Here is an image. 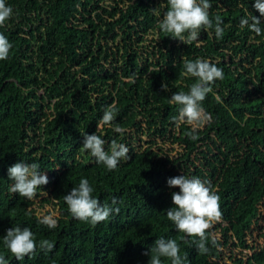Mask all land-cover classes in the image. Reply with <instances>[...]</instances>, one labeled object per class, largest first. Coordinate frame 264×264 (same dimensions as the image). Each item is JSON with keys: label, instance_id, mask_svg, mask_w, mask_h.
<instances>
[{"label": "trees", "instance_id": "1", "mask_svg": "<svg viewBox=\"0 0 264 264\" xmlns=\"http://www.w3.org/2000/svg\"><path fill=\"white\" fill-rule=\"evenodd\" d=\"M166 2L6 0L13 15L0 33L13 47L0 61V255L8 264H148L144 253L159 238L177 241L184 264H264V35L239 26L241 18L264 17L255 0H210L223 38L213 28L186 45L159 30ZM197 58L224 78L202 102L212 122L192 140L168 100L195 83L183 62ZM113 103L123 134L97 128ZM84 133L101 136L105 151L113 140L125 144L129 159L108 171L82 150ZM18 162L37 163L48 177L32 200L9 191L7 169ZM179 175L199 177L220 196L223 215L208 230L207 254L167 219L179 191L167 180ZM82 178L119 214L95 226L74 219L63 197ZM46 215L56 219L54 229L39 223ZM16 226L30 228L37 242L20 261L3 244ZM42 239L53 251L39 248Z\"/></svg>", "mask_w": 264, "mask_h": 264}, {"label": "clouds", "instance_id": "2", "mask_svg": "<svg viewBox=\"0 0 264 264\" xmlns=\"http://www.w3.org/2000/svg\"><path fill=\"white\" fill-rule=\"evenodd\" d=\"M167 11L164 12L159 23V30L168 37L181 41L186 45L199 41L201 31L214 28L217 39H222L224 29L221 26L223 21L220 16L215 17V24L210 18L209 9L212 7L210 0H167ZM254 8L264 17V0H255ZM154 10V9H153ZM13 15V9L0 0V27ZM261 19L250 15L241 18L240 28L247 27L249 31L257 36L264 35ZM13 45L8 38L0 33V61L7 60ZM183 75L195 78L187 92H174L168 100L170 105L178 106V116L174 121L178 124H187L191 131L187 132L188 138L195 140L198 137L196 131L203 125L212 122L210 113L205 112L202 102L212 92V86L217 80L224 78L223 69L207 59L197 58L195 60H184ZM162 89L167 91L168 85L162 84ZM116 105L107 106L97 128L109 126L116 133L123 134L126 130L119 125H114L117 113ZM82 150L91 154L97 164H102L108 171L115 170L121 160L129 159V148L123 143L111 142L105 151L106 141L101 136L94 134H83ZM8 179L12 181L9 191L18 193L20 197L32 200L37 195V190L46 185L48 177L43 174L39 164L18 162L8 167ZM169 188H178V192L171 193L173 206L166 210V216L173 223L175 229L184 234L185 238H193V243L200 254L209 252L208 230L213 224L221 221L222 211L220 208V196L211 186L202 181L199 177H188L179 175L167 180ZM93 187L87 179H80L78 186L64 195L63 199L71 216L83 223H90L92 226L107 221L115 213L119 214V207H112L94 198ZM117 200L112 199L111 205H116ZM39 223L49 229L57 226V221L50 215L43 216ZM198 238V239H196ZM4 247L15 257L17 261L23 260L36 252L37 242L33 232L28 227H11L3 237ZM211 245L218 247L217 240L211 238ZM39 248L51 252L55 244L48 240L39 241ZM150 258L148 264H163V259L170 260L171 264H184L180 255V246L174 239H156L149 252H145ZM163 258V259H162ZM0 264H8L3 255H0Z\"/></svg>", "mask_w": 264, "mask_h": 264}, {"label": "rangeland", "instance_id": "3", "mask_svg": "<svg viewBox=\"0 0 264 264\" xmlns=\"http://www.w3.org/2000/svg\"><path fill=\"white\" fill-rule=\"evenodd\" d=\"M140 138H142V136H140ZM260 210H261V212H263V211H264V207H260ZM260 224H261L262 227L264 228V218L261 220ZM252 237L255 238V231L252 232ZM246 238H247L246 241H250V239H251V234L248 235ZM254 241H255V243H258L257 239H255ZM259 242H260V241H259ZM226 262H227V264H232L230 260H227Z\"/></svg>", "mask_w": 264, "mask_h": 264}]
</instances>
